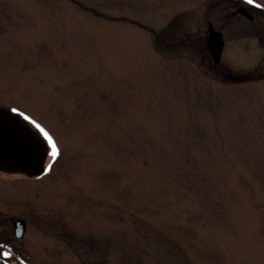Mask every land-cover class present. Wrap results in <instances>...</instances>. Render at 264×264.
I'll list each match as a JSON object with an SVG mask.
<instances>
[{"label":"rangeland","instance_id":"374dc122","mask_svg":"<svg viewBox=\"0 0 264 264\" xmlns=\"http://www.w3.org/2000/svg\"><path fill=\"white\" fill-rule=\"evenodd\" d=\"M2 107L57 153L5 263L264 264V0H0Z\"/></svg>","mask_w":264,"mask_h":264},{"label":"water","instance_id":"95a60500","mask_svg":"<svg viewBox=\"0 0 264 264\" xmlns=\"http://www.w3.org/2000/svg\"><path fill=\"white\" fill-rule=\"evenodd\" d=\"M243 15H247L241 12ZM221 34L209 26L207 48L213 64H218L223 51ZM48 147L43 138L31 129L15 112L0 108V172L36 178L45 172ZM25 224L13 223V235L21 241Z\"/></svg>","mask_w":264,"mask_h":264},{"label":"flooded vegetation","instance_id":"af4514ba","mask_svg":"<svg viewBox=\"0 0 264 264\" xmlns=\"http://www.w3.org/2000/svg\"><path fill=\"white\" fill-rule=\"evenodd\" d=\"M241 12H243V13H245V14H247V15H243V14H241ZM238 14H240L241 16H243V17H245L246 19H248V20H250L251 22L253 21V17L250 15V14H248L245 10H243V9H240V10H238ZM17 114V113H16ZM18 115V114H17ZM19 116V115H18ZM20 117V116H19ZM21 118V117H20ZM26 124H27V122L23 119V118H21ZM28 125V124H27ZM31 129H33L35 132H37L40 136H42L44 139H45V137L37 130V129H35V128H33V127H31L30 125H28ZM45 141H46V139H45ZM47 142V141H46ZM47 147H48V155H47V159H46V162H48L47 160H49V156L50 157H52L53 156V150L51 149V147L49 146V144L47 143ZM46 162H45V165H46ZM1 173V172H0ZM2 174H4V173H2ZM8 175V174H7ZM25 177V176H24ZM41 177V176H40ZM40 177H36V178H34V179H37V178H40ZM27 178V177H26ZM30 179V178H29ZM32 179V178H31Z\"/></svg>","mask_w":264,"mask_h":264},{"label":"snow or ice","instance_id":"6c2138e0","mask_svg":"<svg viewBox=\"0 0 264 264\" xmlns=\"http://www.w3.org/2000/svg\"><path fill=\"white\" fill-rule=\"evenodd\" d=\"M248 2L251 3L252 0H248ZM37 127H39V126L37 125ZM45 136H47L46 133H45ZM48 139H49V143L51 144V138H48ZM51 147H52V149H53V155H54V157H55V155L57 154V153H56V146H55L54 144H51ZM49 167H50V166H49Z\"/></svg>","mask_w":264,"mask_h":264},{"label":"trees","instance_id":"16d2710c","mask_svg":"<svg viewBox=\"0 0 264 264\" xmlns=\"http://www.w3.org/2000/svg\"><path fill=\"white\" fill-rule=\"evenodd\" d=\"M0 264H7V263H5L4 261L0 260Z\"/></svg>","mask_w":264,"mask_h":264}]
</instances>
